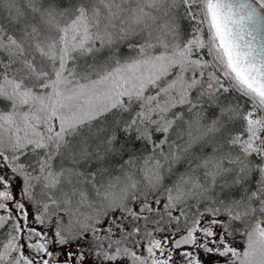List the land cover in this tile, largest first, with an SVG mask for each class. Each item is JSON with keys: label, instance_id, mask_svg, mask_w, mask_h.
<instances>
[{"label": "snow or ice", "instance_id": "1", "mask_svg": "<svg viewBox=\"0 0 264 264\" xmlns=\"http://www.w3.org/2000/svg\"><path fill=\"white\" fill-rule=\"evenodd\" d=\"M0 264H264V0H0Z\"/></svg>", "mask_w": 264, "mask_h": 264}]
</instances>
